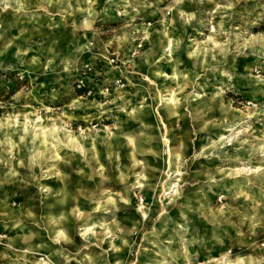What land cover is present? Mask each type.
<instances>
[{"label": "rangeland", "instance_id": "374dc122", "mask_svg": "<svg viewBox=\"0 0 264 264\" xmlns=\"http://www.w3.org/2000/svg\"><path fill=\"white\" fill-rule=\"evenodd\" d=\"M0 264H264V0H0Z\"/></svg>", "mask_w": 264, "mask_h": 264}, {"label": "built area", "instance_id": "2783aa9c", "mask_svg": "<svg viewBox=\"0 0 264 264\" xmlns=\"http://www.w3.org/2000/svg\"><path fill=\"white\" fill-rule=\"evenodd\" d=\"M100 79L94 74V68L90 63H85L76 73L73 81V89L81 94H91L96 91Z\"/></svg>", "mask_w": 264, "mask_h": 264}, {"label": "bare ground", "instance_id": "6f19581e", "mask_svg": "<svg viewBox=\"0 0 264 264\" xmlns=\"http://www.w3.org/2000/svg\"><path fill=\"white\" fill-rule=\"evenodd\" d=\"M68 132V131H67ZM257 168H259L258 166H255V167H251V166H247V165H242L241 167H239L238 169H241L242 170V172L243 171H253V170H259V169H257ZM247 173V172H246ZM172 186V185H171ZM174 187H177L176 185H173L172 186V188H174Z\"/></svg>", "mask_w": 264, "mask_h": 264}, {"label": "crops", "instance_id": "0c3cea01", "mask_svg": "<svg viewBox=\"0 0 264 264\" xmlns=\"http://www.w3.org/2000/svg\"><path fill=\"white\" fill-rule=\"evenodd\" d=\"M24 253H31V254H33L34 251H31V249H29V250H27V252H24Z\"/></svg>", "mask_w": 264, "mask_h": 264}]
</instances>
